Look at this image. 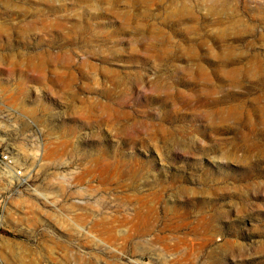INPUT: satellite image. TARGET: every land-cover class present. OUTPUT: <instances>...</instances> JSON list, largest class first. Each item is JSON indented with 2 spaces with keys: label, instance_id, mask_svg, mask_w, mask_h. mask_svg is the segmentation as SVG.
Segmentation results:
<instances>
[{
  "label": "rangeland",
  "instance_id": "374dc122",
  "mask_svg": "<svg viewBox=\"0 0 264 264\" xmlns=\"http://www.w3.org/2000/svg\"><path fill=\"white\" fill-rule=\"evenodd\" d=\"M0 141V264H264V0H0Z\"/></svg>",
  "mask_w": 264,
  "mask_h": 264
},
{
  "label": "built area",
  "instance_id": "2783aa9c",
  "mask_svg": "<svg viewBox=\"0 0 264 264\" xmlns=\"http://www.w3.org/2000/svg\"><path fill=\"white\" fill-rule=\"evenodd\" d=\"M19 183L25 182V177L22 174L20 167L15 164V158L8 148H5L0 141V181Z\"/></svg>",
  "mask_w": 264,
  "mask_h": 264
},
{
  "label": "bare ground",
  "instance_id": "6f19581e",
  "mask_svg": "<svg viewBox=\"0 0 264 264\" xmlns=\"http://www.w3.org/2000/svg\"><path fill=\"white\" fill-rule=\"evenodd\" d=\"M136 216L138 217V222L136 221V223H140V224H145L147 221H148V217H147V215H142V213L140 212V213H136ZM135 223V224H136ZM112 224V223H111ZM135 224H133V227H134V225ZM113 227V225H110V227L108 226V224H107V226L104 228V233L105 232H107L108 233V236H110V234L109 233H111V232H109V231H111V228ZM136 227V226H135ZM102 228V227H101ZM147 228H144V230H146ZM102 230H103V228H102ZM106 234V233H105ZM113 234V233H112ZM104 236V235H103ZM110 237H112V236H110Z\"/></svg>",
  "mask_w": 264,
  "mask_h": 264
}]
</instances>
